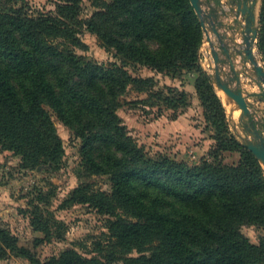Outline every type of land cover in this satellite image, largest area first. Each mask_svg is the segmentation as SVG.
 <instances>
[{
    "label": "trees",
    "instance_id": "16d2710c",
    "mask_svg": "<svg viewBox=\"0 0 264 264\" xmlns=\"http://www.w3.org/2000/svg\"><path fill=\"white\" fill-rule=\"evenodd\" d=\"M92 2L96 11L82 18L83 0H60L55 13L0 0V148L18 154L23 167H60L66 150L56 116L81 139L78 184L60 207L88 204L108 216V231L92 240L90 255L67 247L42 261L0 226V259L18 251L33 264H264V239L252 242L241 230L247 223L264 226V166L230 131L200 62L204 29L191 0ZM259 22L264 61V0ZM83 26L121 62L77 53ZM137 63L158 72H200L196 90L217 143L211 159L189 164L150 156L129 132L119 110L131 90L146 93L148 104L171 107L186 97L133 75L128 66ZM226 151L239 152V162L227 163ZM103 177L109 189L100 186ZM31 213L43 235L37 243L64 238V222L39 205Z\"/></svg>",
    "mask_w": 264,
    "mask_h": 264
},
{
    "label": "rangeland",
    "instance_id": "374dc122",
    "mask_svg": "<svg viewBox=\"0 0 264 264\" xmlns=\"http://www.w3.org/2000/svg\"><path fill=\"white\" fill-rule=\"evenodd\" d=\"M23 1L30 12L55 13L60 0ZM261 3L262 0H258L256 4L258 26ZM96 9L92 0H83L81 17L91 16ZM79 36L81 45L73 46L77 53L99 62H121L120 56L113 49L104 46L99 37L86 26L81 28ZM232 46L235 48L245 46L241 33L233 32ZM255 49L260 62L264 64L257 43ZM199 56L204 70L208 73L213 72L210 66L214 64V59L205 34ZM234 63L235 71L229 63H226L225 70L228 76L238 72L241 78L239 87L248 95L253 110L252 116L246 115L244 121L240 119V113L233 117L231 105L223 98L222 90L216 88V91L225 106L230 131L242 142H247L251 135L246 132L245 124L255 122L257 126L264 127L263 89L257 83L256 69L252 63L245 61L238 53L234 56ZM128 69L133 75L153 77L156 90H163L175 98L180 96L181 91L186 92L185 99L179 102L177 107H171L163 101L148 104L143 101L147 94L135 90L124 95V103L119 113L129 132L145 147L148 154L154 157L168 155L189 164H200L205 159H211L217 143L214 138L215 129L206 120L204 107L196 90L200 72L187 69L173 73L158 72L138 63L130 64ZM232 84L237 85L235 81ZM169 87L175 91L168 93ZM54 120L66 150L60 167L55 168L50 163L40 164L34 168L23 167L18 154L0 148V226L11 229L18 236L19 245L31 249L42 261L58 255L67 247H75L82 253L90 255L93 252L92 240L102 232L108 231L106 227L108 216L99 213L88 204L74 203L66 208L60 207L63 199L78 184L81 139L56 116ZM223 154L229 164L238 163L241 157L239 152L226 151ZM99 184L104 189L110 188L107 177L100 178ZM35 205H39L45 214L52 215L66 224L64 238L55 237L51 241L36 242L43 235L35 230L31 223V212ZM241 230L252 242L259 243L264 239L263 225L247 223L241 225ZM0 264L33 263L20 252L13 251L8 258L0 259Z\"/></svg>",
    "mask_w": 264,
    "mask_h": 264
},
{
    "label": "water",
    "instance_id": "95a60500",
    "mask_svg": "<svg viewBox=\"0 0 264 264\" xmlns=\"http://www.w3.org/2000/svg\"><path fill=\"white\" fill-rule=\"evenodd\" d=\"M231 10L235 15L233 23L229 24L220 20L222 9L208 7L205 0H191L196 12L201 18L206 39L210 43L214 64L210 66L213 72L209 73L212 82L217 89L225 91L231 102L236 101L240 107V119L245 120L246 115L252 116L253 110L248 95L239 87L241 78L238 72L229 75L225 70L226 63L236 70L234 63L235 54H240L245 61L252 63L256 69L257 83L263 89L264 96V64L258 61L254 55V49L258 40L259 26L256 24V4L258 0H229ZM220 11L222 13H220ZM226 14V13H225ZM241 16V18H238ZM243 25L241 26V23ZM224 28L225 30H223ZM229 31L231 34H228ZM241 33L244 41L243 48L232 46L233 32ZM237 85H233L232 82ZM247 133L251 135L244 144L256 155L264 166V127L257 126L255 122L244 125Z\"/></svg>",
    "mask_w": 264,
    "mask_h": 264
},
{
    "label": "crops",
    "instance_id": "0c3cea01",
    "mask_svg": "<svg viewBox=\"0 0 264 264\" xmlns=\"http://www.w3.org/2000/svg\"><path fill=\"white\" fill-rule=\"evenodd\" d=\"M206 4L208 7H217V8H221L223 14L220 15V20H223L226 23H233L235 20V15L233 14V11L231 10V3L229 0H205ZM220 11V13H222ZM226 13V14H225ZM238 18H241V16H238ZM243 25V22L241 23V26ZM225 30V29H224ZM239 33V32H237ZM228 34H231V32L229 31Z\"/></svg>",
    "mask_w": 264,
    "mask_h": 264
},
{
    "label": "bare ground",
    "instance_id": "6f19581e",
    "mask_svg": "<svg viewBox=\"0 0 264 264\" xmlns=\"http://www.w3.org/2000/svg\"><path fill=\"white\" fill-rule=\"evenodd\" d=\"M254 55H255L256 59H257L258 61H260L256 49H254ZM222 92H223V94H222V93H221V94L224 95L223 98H225L227 101H229V103H230V105H231V109H232V110H231V111H232L231 113L233 114V117H236V116L238 115V113L241 112L240 107L237 105L236 101H234V102H231V101H230V99L228 98V95H227V93H226L225 91H222Z\"/></svg>",
    "mask_w": 264,
    "mask_h": 264
}]
</instances>
